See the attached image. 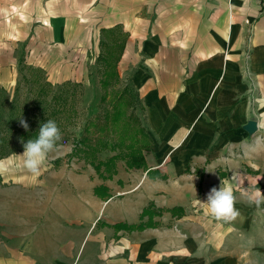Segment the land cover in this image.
Listing matches in <instances>:
<instances>
[{
    "label": "crops",
    "instance_id": "1",
    "mask_svg": "<svg viewBox=\"0 0 264 264\" xmlns=\"http://www.w3.org/2000/svg\"><path fill=\"white\" fill-rule=\"evenodd\" d=\"M263 1L0 0V88H12L22 49L52 82L86 78L93 31L121 28L119 75L152 140L147 167L119 162L112 180L62 166L43 182L0 183V264H264L255 243L230 251L244 217L217 221L204 197L221 181L237 200L264 189ZM151 202L167 210L160 225L114 228L140 224ZM178 207L182 217L168 211Z\"/></svg>",
    "mask_w": 264,
    "mask_h": 264
},
{
    "label": "trees",
    "instance_id": "2",
    "mask_svg": "<svg viewBox=\"0 0 264 264\" xmlns=\"http://www.w3.org/2000/svg\"><path fill=\"white\" fill-rule=\"evenodd\" d=\"M102 33L106 38L101 42V46L106 48L107 52L99 55L98 59L104 67V79L101 81V85L107 90L112 83H117L120 79L118 65L125 49L126 37L122 29L118 27L103 29ZM26 66L33 72L37 70L44 73L41 68L23 65L24 68H27ZM39 72H34L35 83L40 80ZM68 86H71V81L63 83L60 86L61 89L54 92L52 83L44 80L30 108L20 107V104L13 100L7 116L5 108L7 101L0 104V160L24 151L21 141L27 142L28 139H34L40 125L49 119L56 121L61 130L62 139L58 142V147L70 140L69 134H64V131L73 123L72 115L75 109L70 108L69 103L76 96V92ZM3 90L5 89L0 88L2 93ZM106 100L107 92L101 98L102 102ZM139 102V96L134 88L127 85L122 93L115 98L112 109L106 113L104 121H90L84 132L80 133V137L73 139L72 152L64 158L54 160V167L59 168L65 159L69 162L78 158L89 164L104 181L112 180L118 174L119 162H125L128 170L146 168L145 152L151 151L152 140L142 124L141 118L135 112L128 114L129 109L135 110L134 106ZM65 114L68 116L66 117ZM21 118L28 123V130L20 125ZM8 134L10 136H7ZM105 151L113 153V155L102 160L99 155ZM157 177L163 178L164 176L158 173ZM95 194L103 199L112 197L109 189L103 185L95 188ZM166 211L156 208L155 204L151 202L143 210L140 224H115L114 228L117 231L125 230L127 232L154 228L160 225L154 219L162 217ZM168 211L175 217H182L184 214V209L181 207ZM145 218H148L146 222Z\"/></svg>",
    "mask_w": 264,
    "mask_h": 264
},
{
    "label": "rangeland",
    "instance_id": "3",
    "mask_svg": "<svg viewBox=\"0 0 264 264\" xmlns=\"http://www.w3.org/2000/svg\"><path fill=\"white\" fill-rule=\"evenodd\" d=\"M45 1L46 0H37L38 10ZM105 38L106 37L103 33H99V30L93 31L91 36L92 45L90 46L89 52L87 53V76L86 78H79L75 79V81H71V86H68L70 89H74L76 92V96L69 103V107L75 109L72 115L73 123L70 124L64 131V134H69L70 140L64 145L58 147L55 151L49 153L45 164L41 167L38 174L39 179H37L41 182L47 180L51 170L56 169L54 165L51 166V163L53 164L54 160L51 161L50 157L52 156L57 159L59 158L58 156H60V154H63L66 151H69L70 153L74 147L73 139L80 137V133L84 132L85 127L90 121L103 122L106 113L111 111L115 98L120 93H122L123 89L127 85L131 86V81L129 78L123 77H121L117 83H112L107 90L101 85V81L104 79V67L99 61L98 57L99 55L107 52L106 48H102L101 46V42L104 41ZM111 44L113 43L111 42ZM20 56V71H18V76L16 75L14 78L15 82L12 88L3 90V93L0 91V104L2 102L4 104L5 101H7V103H5L6 116L9 113V110H11V102L13 100H16L20 104V107L30 108L36 99L40 85L44 82V80H50V75H47V71L40 73L39 71L35 70V73L39 72L38 77L40 79L38 83H35V73L32 70H28V66H26L27 68L23 67V65H28L26 64L25 55H23V49ZM49 82L52 83L54 92L60 90V86L63 84L52 82L51 80ZM105 92H107V100L102 102L101 98ZM134 107L135 110L129 109L128 114L135 112L141 118L142 124H145L144 114L141 109L140 102L139 104H135ZM65 116L67 117L68 114H65ZM7 136L10 135L8 134ZM22 153L23 151L12 154L0 160V164L3 165V163H5L4 168L1 169L0 167V183L4 182L6 184H13L23 181V179H25L24 176L30 177L29 175H33L23 167L22 158L19 156L22 155ZM111 155H113V153L105 151L99 155V158L105 160ZM62 166L68 167V169L76 168L78 171H86L91 167L89 164H86L84 160H79L78 158H74L69 162L65 159L60 167ZM261 182H264L263 178H261ZM261 192L264 193V189H262ZM250 193H252V191ZM207 194L204 195L205 198H207ZM234 196L235 208L239 213L238 216H242L244 219L240 222H234L230 224V226H236L235 229L238 230V233H242V231H244V234L241 239H228L227 246L229 247L230 251H233L237 247L252 250L251 248L255 246L253 252L255 251V255L257 257V252H263V255L261 256V262L264 263V233H262V231H264V203L260 204L259 206L250 203L248 200V194H245L244 199L241 200H237L238 197L236 194H234ZM247 231L248 233H245ZM253 231H257L260 234V239L257 238L258 234L254 233Z\"/></svg>",
    "mask_w": 264,
    "mask_h": 264
},
{
    "label": "clouds",
    "instance_id": "4",
    "mask_svg": "<svg viewBox=\"0 0 264 264\" xmlns=\"http://www.w3.org/2000/svg\"><path fill=\"white\" fill-rule=\"evenodd\" d=\"M20 125L28 130L29 125L24 119H20ZM62 135L59 126L54 120L42 123L34 139L27 142L21 141L24 151L19 155L23 161V167L30 173L38 175L45 164L49 153L55 151ZM249 202L259 206L264 203V193L260 189L249 194ZM205 204L208 212L217 221L231 222L239 215L235 208V196L230 187H212L207 194Z\"/></svg>",
    "mask_w": 264,
    "mask_h": 264
},
{
    "label": "water",
    "instance_id": "5",
    "mask_svg": "<svg viewBox=\"0 0 264 264\" xmlns=\"http://www.w3.org/2000/svg\"><path fill=\"white\" fill-rule=\"evenodd\" d=\"M245 130L248 131L250 134H253L257 131V123L255 121H250L245 126Z\"/></svg>",
    "mask_w": 264,
    "mask_h": 264
},
{
    "label": "built area",
    "instance_id": "6",
    "mask_svg": "<svg viewBox=\"0 0 264 264\" xmlns=\"http://www.w3.org/2000/svg\"><path fill=\"white\" fill-rule=\"evenodd\" d=\"M262 11L264 12V1L262 3Z\"/></svg>",
    "mask_w": 264,
    "mask_h": 264
}]
</instances>
